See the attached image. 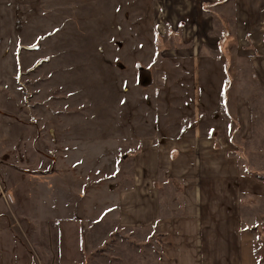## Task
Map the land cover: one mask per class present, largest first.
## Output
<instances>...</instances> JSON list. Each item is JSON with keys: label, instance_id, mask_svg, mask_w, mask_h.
Wrapping results in <instances>:
<instances>
[{"label": "rangeland", "instance_id": "obj_1", "mask_svg": "<svg viewBox=\"0 0 264 264\" xmlns=\"http://www.w3.org/2000/svg\"><path fill=\"white\" fill-rule=\"evenodd\" d=\"M167 2L0 0V112L34 130L40 159L20 147L29 130L16 134L0 116L7 130L0 181L13 199L0 226L36 250V264H61L55 256L62 238L72 255L77 235L71 229L74 242L63 235L67 222L81 228L106 221L143 145H166L181 130L189 141L195 127L229 151L247 154L245 130L264 143L263 89L252 54L232 40L230 14L231 39L220 48L217 38L163 37L158 15ZM7 137L19 138L11 151ZM8 163L39 166L24 179L11 175L20 196L6 184ZM257 244L264 258V243Z\"/></svg>", "mask_w": 264, "mask_h": 264}, {"label": "crops", "instance_id": "obj_2", "mask_svg": "<svg viewBox=\"0 0 264 264\" xmlns=\"http://www.w3.org/2000/svg\"><path fill=\"white\" fill-rule=\"evenodd\" d=\"M167 1V10L158 15L163 37L217 38L222 48L231 39L226 30L229 13L234 31L232 40L252 54L253 71L264 93V0ZM215 26L216 31L221 27L220 33L215 32ZM191 51L196 52L194 48ZM0 116L10 119L16 134L19 130H29L20 137L23 143L20 147L28 148L29 153L33 151L40 162L34 130L21 127L13 116L1 112ZM4 130L0 128L3 145ZM197 130L195 127L191 131L189 141L183 140L186 131L181 130L166 145L161 139L151 146L143 145L135 156L134 174L116 192L115 206L106 221L84 223L81 228L67 222L62 228L63 235L73 242L70 231L74 229L77 242L70 247L72 255L67 257L69 252L65 254V238H62L55 256L57 261L61 264H264L257 247L259 240L264 243V229L260 226L264 208L260 209L259 203L258 207L255 204L256 208L251 204L255 200L264 203V143L255 138V131L245 130L242 137L249 148L244 154L242 147L229 151L223 145L213 144L209 134L205 136L206 133ZM6 140L7 151H11L19 138L15 142L8 137ZM253 141L255 150L251 149ZM174 147L177 150L171 152ZM176 151L180 155L173 157ZM7 165L6 184L15 196H20L11 175L24 179L27 169L39 166L23 165L24 170L17 164ZM23 193L25 198L32 195L29 190ZM7 206L0 199V218L7 214ZM35 251L0 226V264H36Z\"/></svg>", "mask_w": 264, "mask_h": 264}, {"label": "built area", "instance_id": "obj_3", "mask_svg": "<svg viewBox=\"0 0 264 264\" xmlns=\"http://www.w3.org/2000/svg\"><path fill=\"white\" fill-rule=\"evenodd\" d=\"M0 199L7 202V204L10 205V202L13 201L11 195L6 190L4 184L0 181Z\"/></svg>", "mask_w": 264, "mask_h": 264}, {"label": "trees", "instance_id": "obj_4", "mask_svg": "<svg viewBox=\"0 0 264 264\" xmlns=\"http://www.w3.org/2000/svg\"><path fill=\"white\" fill-rule=\"evenodd\" d=\"M261 178H262V176H261Z\"/></svg>", "mask_w": 264, "mask_h": 264}]
</instances>
